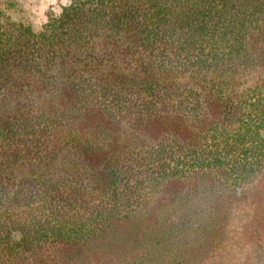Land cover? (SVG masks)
I'll return each mask as SVG.
<instances>
[{"label": "trees", "instance_id": "obj_1", "mask_svg": "<svg viewBox=\"0 0 264 264\" xmlns=\"http://www.w3.org/2000/svg\"><path fill=\"white\" fill-rule=\"evenodd\" d=\"M257 206L264 0L0 9V264L232 263Z\"/></svg>", "mask_w": 264, "mask_h": 264}, {"label": "rangeland", "instance_id": "obj_2", "mask_svg": "<svg viewBox=\"0 0 264 264\" xmlns=\"http://www.w3.org/2000/svg\"><path fill=\"white\" fill-rule=\"evenodd\" d=\"M68 2L69 0H0V9L10 14L13 19L30 24L33 29L38 30L48 15L59 14L61 6ZM259 213L264 216L257 206L254 218L246 221L244 235L246 239L236 242L233 248L235 252H233L234 261L227 264H264V230L258 235L254 233V230L257 229ZM122 253L123 251L117 255H123ZM24 260H28L26 262L32 264H59V262H54L59 258H52L45 250L34 252L28 259L25 258ZM114 260L112 259V261Z\"/></svg>", "mask_w": 264, "mask_h": 264}]
</instances>
